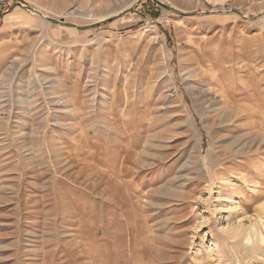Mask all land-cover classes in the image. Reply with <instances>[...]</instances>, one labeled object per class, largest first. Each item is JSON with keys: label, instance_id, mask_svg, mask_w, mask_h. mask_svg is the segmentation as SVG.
<instances>
[{"label": "rangeland", "instance_id": "rangeland-1", "mask_svg": "<svg viewBox=\"0 0 264 264\" xmlns=\"http://www.w3.org/2000/svg\"><path fill=\"white\" fill-rule=\"evenodd\" d=\"M255 134L264 0H0V264H264Z\"/></svg>", "mask_w": 264, "mask_h": 264}, {"label": "bare ground", "instance_id": "bare-ground-1", "mask_svg": "<svg viewBox=\"0 0 264 264\" xmlns=\"http://www.w3.org/2000/svg\"><path fill=\"white\" fill-rule=\"evenodd\" d=\"M39 11L41 14L39 15L44 21H47V15L42 13L40 10H36ZM48 22V21H47ZM220 53V52H219ZM215 61V60H214ZM213 61V62H214ZM12 65V64H11ZM201 74V73H199ZM208 75V74H206ZM209 79V78H208ZM213 76L210 77V80L212 81ZM199 89V88H198ZM206 89L200 90V94H201V101L205 103V112L203 114V116H205L206 118H209L210 114H212V119L209 120V122L212 125H225V124H230V122H232V120L238 115V109L232 104L230 103V101L228 100V98H226L224 95L217 97V102L215 104L216 107L213 105H210V98L207 96L206 93ZM199 97V96H198ZM214 101V100H213ZM250 101V100H249ZM213 104V103H212ZM65 105V104H64ZM211 109V110H208ZM208 110V111H206ZM262 118V117H261ZM228 124V125H229ZM256 135V134H255ZM244 135H239L238 138H235V140H238L239 138L243 137ZM251 139V138H250ZM234 140V139H233ZM252 141H250V145L253 142H257L258 144L261 145L262 141L264 140L263 134L260 135H256L255 137H252L251 139ZM236 142V141H235ZM264 142V141H263ZM248 144V143H247ZM246 144V145H247ZM244 145V143H243ZM130 156V155H129ZM128 157H126L127 159ZM128 168V167H127ZM124 171V170H123ZM123 173V172H122ZM121 175V174H120ZM124 176V175H123ZM121 177V176H120ZM132 177V176H131ZM122 178V177H121ZM125 179V178H124ZM122 181V180H121ZM107 182V181H106ZM124 182V180H123ZM130 184V183H129ZM108 190V189H107ZM136 190V189H135ZM139 195V194H138ZM122 198V197H121ZM132 198V196H131ZM121 205V204H120ZM263 226L264 228V219L263 217H259L257 219H254L253 221H249L247 224L243 223L242 221L238 220L237 223L235 221V217L232 213H230V217L229 220H227V225H221L220 226V230L222 232H225L227 235L230 236V238L232 239H241L243 240L244 244L248 245V246H259L261 244H264V234L262 233L261 230H259V227ZM257 242V243H256ZM261 248V247H260Z\"/></svg>", "mask_w": 264, "mask_h": 264}, {"label": "water", "instance_id": "water-1", "mask_svg": "<svg viewBox=\"0 0 264 264\" xmlns=\"http://www.w3.org/2000/svg\"><path fill=\"white\" fill-rule=\"evenodd\" d=\"M16 4H18V5H22L21 3H16ZM22 6H24L25 8H27V9H29V10L34 11V12L37 13L38 15L41 14L39 11H36V9H34V8H32V7L25 6V5H22ZM169 8H171V7H169ZM108 20H109V19H107L106 21H108ZM47 21H48V22L57 23V24H66V26L77 27V28H79V29L91 28V27H94V26L96 25L95 23H93V24L88 25L87 27H86V26H78V25H76V24H74V23H63L62 21L57 20V19L52 18V17H49V16L47 17Z\"/></svg>", "mask_w": 264, "mask_h": 264}]
</instances>
